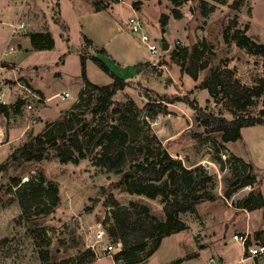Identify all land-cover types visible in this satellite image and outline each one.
<instances>
[{
  "label": "rangeland",
  "instance_id": "rangeland-1",
  "mask_svg": "<svg viewBox=\"0 0 264 264\" xmlns=\"http://www.w3.org/2000/svg\"><path fill=\"white\" fill-rule=\"evenodd\" d=\"M136 1L0 0V94L6 102L0 103L10 106L8 115L0 113V166L7 164L0 169V264H119L87 248V226L110 216L114 202L119 207L148 206L164 218L160 200L129 193L124 178L131 174L130 181L137 182L155 177L156 172L135 176L134 167L163 149L184 166L199 168V178L213 176L206 189L211 199L195 203L194 212L182 215L189 229L165 237L148 261L134 264H206L213 246L228 243L239 260L242 247L233 240L234 234L250 232V244L263 241L264 125L245 127L241 138L227 141L224 132L215 128L221 118L230 122L234 116L223 93L216 89L212 97L204 83L214 70L225 68L234 70L235 77L250 86L264 78V57L224 39L227 28L232 34L249 25L248 35L264 43V0H247L239 11L230 8L234 0L226 4L206 0V5L190 0L178 7L170 0L144 1L137 12L145 28L154 39H165L168 44V49L155 55L125 24L133 16ZM212 6L205 15L204 10ZM175 9L182 14L179 19ZM163 15L169 16L167 34L160 24ZM22 23L25 28L12 35L13 27ZM45 30L52 34L55 47L36 50L28 35ZM85 36L91 41L86 42ZM6 46H14L15 51L5 54ZM195 46L202 54L193 55ZM174 50L182 57H175ZM82 54L99 56L129 82L105 112L95 114V97L82 94L86 86ZM205 62L209 66L203 69ZM87 63V78L92 83L105 86L113 82L90 58ZM137 64H142L139 70ZM64 88L71 92L66 100L60 95ZM185 98L198 102L201 111L190 107ZM262 111L264 94L249 108L254 116H261ZM204 115L212 116L209 128L197 119ZM62 118L67 120V143L63 145L67 154L83 152L87 159L79 165L61 163L57 146L62 141L49 145L41 161L10 158L41 135L48 122ZM84 124V134L76 138ZM113 124L129 133V143L120 171L108 172L92 160L100 150L95 141ZM73 137L75 146L68 144ZM41 171L60 183V202L49 214L30 213L28 217L16 197L13 178L26 182ZM89 251L95 254L92 262ZM263 260L257 261L263 264Z\"/></svg>",
  "mask_w": 264,
  "mask_h": 264
},
{
  "label": "trees",
  "instance_id": "trees-1",
  "mask_svg": "<svg viewBox=\"0 0 264 264\" xmlns=\"http://www.w3.org/2000/svg\"><path fill=\"white\" fill-rule=\"evenodd\" d=\"M124 0H109V3L118 4ZM144 1L138 0L133 7L138 10ZM175 6H180L190 0H170ZM217 3L226 4L227 0H215ZM247 0H234L230 4V8L239 11ZM206 5V0H202ZM108 3V4H109ZM99 11L100 4L93 3ZM105 5V8L108 7ZM215 6L204 10V14H209ZM175 18H180L182 14L175 9ZM237 21V20H236ZM235 21V22H236ZM61 24L60 20L56 21ZM233 22V23H235ZM163 32L169 24V16L163 15L160 20ZM63 29H65L63 27ZM249 25L243 29H236L230 34V28L226 29L224 39L227 42L234 41L237 47L245 49L250 54L260 55L264 57V43L257 42L248 35ZM31 39L32 46L36 50H52L55 47L54 39L49 30L34 32L28 35ZM85 41L91 40L85 36ZM92 43V42H91ZM106 55V51L101 49ZM202 54L198 46L193 48V55ZM175 57H182L180 52L173 51ZM196 55V56H197ZM91 59L97 66L100 67L106 74L110 75L113 82L109 85L100 86L92 83L87 78V60ZM6 66V64H5ZM209 66L207 62L202 65L203 69ZM142 64H137L135 68L139 70ZM82 77L85 82V89L82 94H89L95 97L96 107L94 113H102L111 108L114 104V96L121 90H124L129 82L119 76L111 67L99 56L81 55ZM204 87L208 89L212 97L216 96V89L223 93L224 101L227 108L234 118L228 122L225 118H221L220 124L215 128V131H223L224 138L227 141H236L241 138V130L245 127L255 125H264V111L261 116H254L249 113V108L253 106L255 98L264 94V78L259 84L247 85L241 83L235 77V71L230 68H225L223 71L214 70L204 83ZM95 94V95H94ZM186 103L197 110L201 111L198 102L185 98ZM21 102L17 104L20 106ZM9 107L6 104L0 103V113L8 115ZM117 111V110H116ZM212 116L204 115L197 119L206 128H209ZM67 120L62 118L56 123L48 122L43 133L37 136L33 142L26 144L19 151L11 154V159L19 161L44 160L47 157L49 145L59 141L62 143L57 146V156L63 164L72 163L79 165L81 160L87 159L88 156L80 152L78 156L67 154V150L63 146L67 143L66 128ZM86 124L80 127L75 133V137L84 134ZM230 127L229 129H227ZM69 138L70 145L75 146V139ZM129 143V133L122 129L118 124H113L110 128L103 132L95 141V145L100 149L94 156L92 163L94 166L105 168L108 172L120 171L121 165L125 159V147ZM7 164H2L0 169H5ZM136 175H150L156 172L155 177L141 179L137 182H131L133 175L126 174V189L131 194L145 196L150 199H159L163 204L164 218L158 217L152 213L148 206L141 208L119 207L117 202L113 203V210L110 216H107L109 226V234L114 241H121L122 250L113 258L116 261H122L127 264L143 262L158 249L162 240L175 233L189 229L187 223L182 219V215L188 212H194V204L204 200L211 199L207 194V185L213 181V176L199 178L197 171L199 168H188L171 156V154L163 149L156 155H147L141 162L135 164ZM134 176V177H135ZM13 183L17 186L16 197L19 201L23 213L28 217L29 214L44 213L49 214L54 211L60 202V183L49 179L43 171L37 177L22 182L18 178H13ZM118 206V208H114ZM72 245L71 247H75ZM90 256L89 262H92L95 254L91 251L87 253ZM82 262L80 264H85Z\"/></svg>",
  "mask_w": 264,
  "mask_h": 264
},
{
  "label": "built area",
  "instance_id": "built-area-1",
  "mask_svg": "<svg viewBox=\"0 0 264 264\" xmlns=\"http://www.w3.org/2000/svg\"><path fill=\"white\" fill-rule=\"evenodd\" d=\"M125 24L131 32L140 36L141 43L150 53L154 55L158 54L161 52V49L164 48L163 45L166 42L164 43L162 40L157 41L154 39L146 30L141 17L137 13H134ZM24 28V23L19 24L13 27L11 33L14 35L18 30H23ZM7 51H15V47L8 46L5 50V54ZM60 95L63 100H66L71 97V92L63 91ZM0 99H2V95H0ZM31 107L32 106H29V108ZM109 226L110 224L107 222V216H104L102 220L88 225L85 232V244L87 248L92 250L99 258L105 256L114 257L122 250L121 241H114L110 236L108 231ZM233 240L243 247V255L237 264H248L249 262H256L258 259L264 258V239L263 241L250 244V232H245L244 234H234ZM207 264H222V262L218 257L211 256L208 258Z\"/></svg>",
  "mask_w": 264,
  "mask_h": 264
},
{
  "label": "crops",
  "instance_id": "crops-1",
  "mask_svg": "<svg viewBox=\"0 0 264 264\" xmlns=\"http://www.w3.org/2000/svg\"><path fill=\"white\" fill-rule=\"evenodd\" d=\"M58 4L60 5V3L58 2ZM95 10H97V9H95ZM132 12H133V15H134V13H137L138 14V12H137V10H135L134 8H132ZM60 15H61V9H60ZM69 27V26H68ZM147 30V29H146ZM169 32V31H168ZM166 34H167V32H166ZM28 38H29V36H28ZM30 41V40H29ZM87 65H88V63H87ZM2 84V81L0 82V85ZM63 91H69L68 90V88H64L63 89ZM62 91V92H63ZM0 95H2V99H3V94H0ZM45 95V94H44ZM57 96L59 95V93L58 94H56ZM2 99H0V102H2V103H6L4 100H2ZM49 100V98H46V102ZM229 227H227V229H228ZM219 245V246H218ZM230 244L228 243V246H222V245H220V244H217L216 245V247H212V251H211V254L208 256V257H211V256H216V257H218L219 259H220V261L222 262V264H237L238 262H239V260L241 259V257H242V255H243V247H242V252H241V254L239 255V260H237L236 259V253H235V250L233 249V248H231V246H229ZM150 258V257H149ZM149 258L148 259H146L145 261H148L149 260ZM180 261L181 260H184V258H181V259H179ZM145 261H143V262H145ZM264 261V260H263ZM118 263L119 264H126V263H124V262H122V261H118ZM206 264H207V262H206ZM250 264H260L258 261H256V262H250ZM264 264V263H263Z\"/></svg>",
  "mask_w": 264,
  "mask_h": 264
},
{
  "label": "water",
  "instance_id": "water-1",
  "mask_svg": "<svg viewBox=\"0 0 264 264\" xmlns=\"http://www.w3.org/2000/svg\"><path fill=\"white\" fill-rule=\"evenodd\" d=\"M162 41L165 43V39H163ZM163 47H164V49H168V44L165 43V44L163 45ZM55 144H56V142H55Z\"/></svg>",
  "mask_w": 264,
  "mask_h": 264
}]
</instances>
